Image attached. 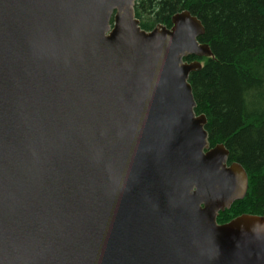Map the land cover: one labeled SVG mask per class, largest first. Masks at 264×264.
<instances>
[{"label": "water", "instance_id": "1", "mask_svg": "<svg viewBox=\"0 0 264 264\" xmlns=\"http://www.w3.org/2000/svg\"><path fill=\"white\" fill-rule=\"evenodd\" d=\"M0 0V264H264V216L219 224L249 178L211 147L188 11Z\"/></svg>", "mask_w": 264, "mask_h": 264}, {"label": "trees", "instance_id": "2", "mask_svg": "<svg viewBox=\"0 0 264 264\" xmlns=\"http://www.w3.org/2000/svg\"><path fill=\"white\" fill-rule=\"evenodd\" d=\"M188 11L205 28L200 38L213 57L190 76L196 113L207 118L211 147L225 145L229 165L240 164L249 178L246 197L220 213L219 224L242 215L264 216V0H137L141 28L172 27Z\"/></svg>", "mask_w": 264, "mask_h": 264}, {"label": "rangeland", "instance_id": "3", "mask_svg": "<svg viewBox=\"0 0 264 264\" xmlns=\"http://www.w3.org/2000/svg\"><path fill=\"white\" fill-rule=\"evenodd\" d=\"M202 64L204 65V62Z\"/></svg>", "mask_w": 264, "mask_h": 264}]
</instances>
